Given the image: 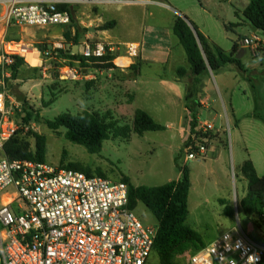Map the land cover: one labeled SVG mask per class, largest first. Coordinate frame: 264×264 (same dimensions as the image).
Here are the masks:
<instances>
[{"label":"rangeland","instance_id":"obj_1","mask_svg":"<svg viewBox=\"0 0 264 264\" xmlns=\"http://www.w3.org/2000/svg\"><path fill=\"white\" fill-rule=\"evenodd\" d=\"M248 1L117 0L98 6V16L103 21L116 23L108 30L110 36L133 41L131 33L134 32L150 59H166L169 54L167 64L150 61L142 67V83H139L138 90H127L123 85L124 79L131 77L125 69L103 68V73L97 74L95 80L68 82L60 80L55 72L49 79H42L38 70L28 72L23 68L18 80L10 83L23 96L21 100L16 99L20 106V111L15 114L19 136L24 137L29 131L44 136L45 162L53 166L72 164L87 167L93 174L100 172L111 182L118 183L127 178L136 187H158L176 181L180 175L179 167H185L189 170L191 182L186 223L205 244L225 232L237 230L239 226L251 239L262 242L264 227L256 216L245 218L240 210V201L247 189L240 172L242 163L251 160L257 174L264 176V32H252L245 23L242 3ZM75 10L85 11L86 8L76 7ZM176 16L184 18L226 52L232 49L234 42L239 43L245 38L257 37L262 42L257 57H252L248 49L239 46L238 60L244 72L229 65L212 75L201 76L206 83L211 113L201 120L212 123L219 131L210 133L212 142L205 159H186L183 138L189 133L187 121L180 126L175 122L182 113L181 102L165 92L156 79L157 75L170 79L176 76L177 68L184 67L183 49L172 33ZM81 19L87 21L83 16ZM80 21L75 15L71 26L33 27L34 38L19 29L18 36L40 44L64 39V34L73 29H78L83 35L87 32ZM230 24L239 25L226 29ZM98 37V40L105 41L102 34ZM65 42L69 43V40ZM157 46L162 49L157 50ZM12 88L9 87L10 93ZM188 93V101H194L193 92ZM132 95L135 97L133 101ZM50 102L53 104L46 106ZM24 109H31L35 115L50 121L62 114L75 117L93 114L128 128L129 136L106 140L99 152L89 154L83 146L66 140L63 128L54 133L44 124L34 121L23 124ZM136 109L148 111L165 129L145 132L141 136L134 134L132 127ZM165 123L172 124L167 127ZM217 148L219 156L214 151ZM22 203L18 200L12 206L13 211ZM133 212L143 225H157L152 213L141 202ZM195 251L191 248L177 257V264H186ZM150 264H158L155 256H152Z\"/></svg>","mask_w":264,"mask_h":264},{"label":"built area","instance_id":"obj_2","mask_svg":"<svg viewBox=\"0 0 264 264\" xmlns=\"http://www.w3.org/2000/svg\"><path fill=\"white\" fill-rule=\"evenodd\" d=\"M112 0H0L7 26L44 28L71 26L76 7H95ZM74 33V32H72ZM74 34H72L73 36ZM257 37L238 47L260 55ZM36 52L38 65L27 55ZM84 59L73 61L62 52ZM122 52V54H118ZM114 56V60L105 59ZM136 44H109L86 33L77 44L64 39L40 44L7 40L0 31V264H150L157 226L143 225L129 206L128 187L99 176L53 166L47 162L11 160L5 144L18 132V100L9 91L15 59L36 68L42 78L56 73L62 81L88 82L112 63L124 69L138 58ZM125 63H117V60ZM196 132L185 140L186 159H205L217 132L197 120ZM21 200L22 206H12ZM264 227V211L258 217ZM264 245L239 226L191 254L186 264H261Z\"/></svg>","mask_w":264,"mask_h":264},{"label":"trees","instance_id":"obj_3","mask_svg":"<svg viewBox=\"0 0 264 264\" xmlns=\"http://www.w3.org/2000/svg\"><path fill=\"white\" fill-rule=\"evenodd\" d=\"M245 23L257 31L264 32V0H249L248 5L243 10ZM114 22H108L101 27V30L111 28ZM239 24H230L226 29L236 27ZM190 25L184 18L176 16L172 33L177 38L185 54L186 62L189 65L193 76V87L199 83L200 78L208 69L213 73L223 68L233 65L240 72H244L243 66L237 59L238 44L234 42L229 52L211 43L195 27L193 33ZM85 31V30H84ZM81 32L76 29L72 36L71 30L64 34V39L77 44ZM198 39V40H197ZM63 58L69 59V64L74 65L73 61H80L84 64V59L72 56L68 52H62ZM114 56H108L105 59L114 60ZM24 64L21 59L16 58L12 66V79L16 80ZM103 68H116L112 63H107ZM118 69V68H117ZM32 70H38L32 68ZM131 77L137 76L139 72V63H134L127 68ZM187 70L179 67L176 70V76L181 78L185 76ZM130 77V78H131ZM10 86V82H7ZM11 93L16 99L23 98L20 92L12 88ZM53 104L50 102L46 106ZM197 103L188 101L185 104L187 111L186 119L190 134L198 135L197 128ZM24 116L21 118L23 124L34 121L44 124L50 131L58 133L60 128L65 129V139L71 143L83 146L89 154H95L102 148L104 141L111 138L129 136V129L119 127L114 121L107 122L106 118H99L93 114L84 113L79 116L62 114L54 120H43L35 115L31 109L23 110ZM165 128L156 123L154 119L146 112L136 109L133 116L132 132L138 136L145 132L162 131ZM17 132L4 146L5 155L11 160H29L34 162H45L46 139L42 135L27 132L24 137L19 136ZM211 137V134H209ZM212 138V137H211ZM33 140V143L30 142ZM184 143V147H185ZM61 168L79 171L87 176H99L105 178L100 172L93 174L89 168L74 166L72 164L60 165ZM240 172L246 181L247 189L245 196L240 201V210L245 218L258 217L264 211V176L259 177L250 160H245ZM179 178L165 185L158 187L133 186L127 178L121 182L128 187L129 206L134 209L138 202H141L154 216L157 221V234L153 245V254L157 258L158 264H177L176 258L185 254L189 249L200 250L205 247V243L199 235L186 223L189 214L188 195L190 191V174L185 167H179ZM261 242V241H260ZM259 242V243H260ZM264 245V239L261 242ZM261 264H264V256Z\"/></svg>","mask_w":264,"mask_h":264},{"label":"crops","instance_id":"obj_4","mask_svg":"<svg viewBox=\"0 0 264 264\" xmlns=\"http://www.w3.org/2000/svg\"><path fill=\"white\" fill-rule=\"evenodd\" d=\"M112 1L113 2H117V0H112ZM239 1L241 2L242 0H239ZM243 1L246 2V0H243ZM248 3H249V1H248ZM248 3H242L243 10L248 5ZM130 4H135V3L131 2ZM136 4H139V3H136ZM103 5H107V4H103ZM0 8H1L0 16H2L3 12H4V9H3V7H0ZM77 8H86L85 11H83V10L82 11L75 10V15H76V18L78 20H81L80 21V25H82L83 30H85V32L89 33L90 37L94 38L96 36L97 37L96 39H99L98 34H102L105 37V39H104L105 41H103L105 43H109V44H136V45L139 46V56H138V58L130 60V61H127L128 65H127L126 68H124L125 70H127V68L129 66H131L132 64H134L136 62L139 63V72H138L137 76H133L131 78L124 79V81L122 82L127 90L130 89V88H135L136 90L139 89V83H142V82H140L142 80L141 69H142V67L146 66L147 63H149L150 61H151V63H160L161 65L167 64L168 59H169V54H168V57H166V59H162L160 57H157L155 59H150L149 55H147L144 52V49H143L142 43H141L142 41H137L136 40L137 36L134 34V32L131 33V39L133 41H128L126 39H117L115 37L110 36L108 34V30L116 25L115 22H114V25L111 28L106 29V30H101V27L104 26L108 22L103 21V19L100 16H98V6H95V7H77ZM75 15H74V17H75ZM91 15H93L95 18L92 17ZM82 16L85 17L87 19V21H82V19H81ZM86 22H88V24H86ZM19 29H21L22 31H25V33L29 37L34 38V35L32 34L33 27L7 26L5 24V22H4V20L0 17V31L4 34V36H5V38L7 40H24L27 43H31V44H35V45L38 44V43H35V41L33 42V41H31V40H29L27 38H26V40L23 39V37H22V39H19V36H18V30ZM36 29H39V28H36ZM72 32H74V29L71 30V33ZM72 34H74V33H72ZM85 34L86 33H84L83 35L80 34L79 38L80 39L83 38V36ZM202 35L204 37H206L211 43L215 44L209 37H207L204 34H202ZM241 48H243V47H241ZM156 49L160 51L162 49V47L161 46H157ZM238 52H239V50H238ZM118 54H122V52H119ZM237 59H238V54H237ZM183 66L187 70V73H186L185 76H183L181 78H178L177 76H174V77H172L170 79H166V78H164V77H162L160 75L156 76V79L159 82V85L163 88V90H165V92H168V94L173 95L174 97H176L177 100H179V102H181L182 113L177 117V119L175 121L179 126L182 124V122L187 121V119H186L187 111H186L185 105H183V104H184V102H187V98L186 97L189 94L188 93L189 91H190V93L193 92L194 101L197 103V106H198L197 107V120H201V118H203V117L204 118L209 117L210 114H211L209 106H208L209 97L206 94V89L207 88H206L205 80L200 78L199 83L196 84V86L194 88L193 87V84H194L193 76H192V74L190 72V68H189L188 63L186 62V59L183 60ZM23 68L26 71H28V72L32 69V67H27L25 65H24ZM118 69H120V68H118ZM124 69H121V71H125ZM205 74H211L212 75L213 72L208 69V71ZM42 79H44V78H42ZM47 79H49V78H47ZM16 80H18V79H16ZM16 80H13V81H16ZM134 98L135 97L132 95V101L134 100ZM165 107L166 106H164V108ZM199 109H200V114H199ZM144 112H146V111H144ZM183 112H185V113L183 114ZM147 114H149L154 119V121L156 123L160 124V122L155 117H153V115H151L150 113H147ZM216 117H217V115L214 116V118H216ZM165 124H166L165 126L169 127V126H171L172 123H165ZM187 127H188V125H187ZM217 132H219V131H217ZM186 138H187V136L183 138L184 142H185ZM214 151H215L216 156L220 155V150H218V148L215 149ZM251 163H252V165H253V167L255 169V172H256L255 165L253 164L252 161H251ZM256 174H257V172H256ZM259 177H261V176H259ZM190 184H191V182H190Z\"/></svg>","mask_w":264,"mask_h":264},{"label":"bare ground","instance_id":"obj_5","mask_svg":"<svg viewBox=\"0 0 264 264\" xmlns=\"http://www.w3.org/2000/svg\"><path fill=\"white\" fill-rule=\"evenodd\" d=\"M27 61L32 65H38L39 61L37 59V54L36 52L29 53L26 57ZM117 63H125L124 61L118 60Z\"/></svg>","mask_w":264,"mask_h":264},{"label":"water","instance_id":"obj_6","mask_svg":"<svg viewBox=\"0 0 264 264\" xmlns=\"http://www.w3.org/2000/svg\"><path fill=\"white\" fill-rule=\"evenodd\" d=\"M191 27V29H192V31H193V33L195 34V36H196V32H195V30L192 28V26H190ZM257 30H255V29H252V32H256ZM196 38H197V36H196ZM198 40V39H197Z\"/></svg>","mask_w":264,"mask_h":264}]
</instances>
